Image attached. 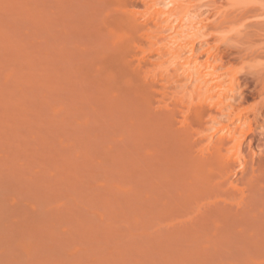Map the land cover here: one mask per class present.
I'll return each instance as SVG.
<instances>
[{"label": "rangeland", "instance_id": "rangeland-1", "mask_svg": "<svg viewBox=\"0 0 264 264\" xmlns=\"http://www.w3.org/2000/svg\"><path fill=\"white\" fill-rule=\"evenodd\" d=\"M125 9L0 0V264H264V125L223 191L182 88L154 95L167 64L125 53Z\"/></svg>", "mask_w": 264, "mask_h": 264}, {"label": "bare ground", "instance_id": "bare-ground-1", "mask_svg": "<svg viewBox=\"0 0 264 264\" xmlns=\"http://www.w3.org/2000/svg\"><path fill=\"white\" fill-rule=\"evenodd\" d=\"M124 2L131 8L119 17L129 32L125 53L138 67L147 64L149 54L167 64L154 76L155 85L164 82L159 84L164 90L154 95L167 97L172 84L182 88L179 105L187 110L180 122L200 135L209 133L206 149L221 133L215 148L204 154L212 156L207 157L213 161L209 169L219 172L217 184L231 191L236 166L246 165L241 148L247 140L251 146L257 142V130L264 125V0H145L143 10H136L139 0ZM232 60L248 70L232 67L222 81L217 70Z\"/></svg>", "mask_w": 264, "mask_h": 264}]
</instances>
